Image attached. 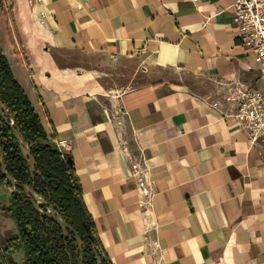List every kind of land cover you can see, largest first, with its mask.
Instances as JSON below:
<instances>
[{"label":"crops","instance_id":"crops-1","mask_svg":"<svg viewBox=\"0 0 264 264\" xmlns=\"http://www.w3.org/2000/svg\"><path fill=\"white\" fill-rule=\"evenodd\" d=\"M7 1L0 49L45 133L70 143L111 264H264V137L226 101L264 77L233 0Z\"/></svg>","mask_w":264,"mask_h":264},{"label":"trees","instance_id":"trees-1","mask_svg":"<svg viewBox=\"0 0 264 264\" xmlns=\"http://www.w3.org/2000/svg\"><path fill=\"white\" fill-rule=\"evenodd\" d=\"M8 18H11L10 9ZM0 102L6 107L13 127L30 146L35 160V175L30 180L28 166L12 135L11 128L0 115V152L8 175L18 184L32 186L44 200L42 210L55 206L63 220L78 234L82 243L77 253L74 238L63 236L60 228L46 216L34 211L21 188L12 190L0 173V186L11 189L9 204H0V215L11 219L16 233L0 239V264H111L99 240L82 200L81 187L73 172L69 156L63 158L55 147L53 136L47 135L38 115L21 86L15 80L0 49ZM22 246L26 259L17 263L12 255Z\"/></svg>","mask_w":264,"mask_h":264},{"label":"built area","instance_id":"built-area-1","mask_svg":"<svg viewBox=\"0 0 264 264\" xmlns=\"http://www.w3.org/2000/svg\"><path fill=\"white\" fill-rule=\"evenodd\" d=\"M232 7V23L238 30L240 45L254 55L264 77V0H233ZM226 101L234 105L232 116L240 130L252 141L264 137V92L236 84ZM55 147L63 158L71 150L66 139L55 140Z\"/></svg>","mask_w":264,"mask_h":264},{"label":"water","instance_id":"water-1","mask_svg":"<svg viewBox=\"0 0 264 264\" xmlns=\"http://www.w3.org/2000/svg\"><path fill=\"white\" fill-rule=\"evenodd\" d=\"M0 115L3 118V120L8 123V112L6 107L3 105L2 102H0ZM9 127L11 128V132L13 137L15 138L17 145L21 151V155L23 157V160L25 161L26 165L28 166V171L30 175V180L33 182L34 175L36 173L35 171V160L30 152V146L28 142L25 140V138L22 136V134L13 127L12 121L8 123ZM0 173L5 177V179L10 183L11 189L14 191L16 188H21L27 198H29V201L34 209L40 216H46L48 219L52 220L61 230L63 236H69L71 235L74 238V241L76 243V249L77 253L80 254L82 250V243L81 239L78 236V234L72 229L71 226H69L63 218L59 215V213L56 210L55 206H50L46 210H42L40 208V204H44V200L40 198L33 190L32 186H28L27 184L20 185L18 184L13 178H11L4 166L3 162V156L0 152ZM97 264L100 263L99 257L95 254Z\"/></svg>","mask_w":264,"mask_h":264},{"label":"rangeland","instance_id":"rangeland-1","mask_svg":"<svg viewBox=\"0 0 264 264\" xmlns=\"http://www.w3.org/2000/svg\"><path fill=\"white\" fill-rule=\"evenodd\" d=\"M10 8V4L7 0H0V10H6V15L8 17V10ZM1 14V13H0ZM1 20V17H0ZM69 59L71 60L72 57H69ZM7 187V186H6ZM5 194H3L2 192H0V200H4L5 199ZM14 233H16V228L14 226ZM8 234H12L11 232H1L0 230V239L7 237ZM13 259L17 262V263H22L23 261H25L26 259V254L25 251L23 249V247L20 245L19 248L15 251V253H13L12 255Z\"/></svg>","mask_w":264,"mask_h":264}]
</instances>
